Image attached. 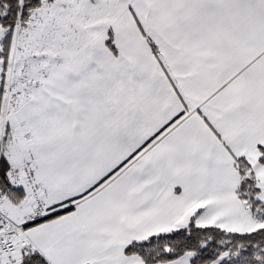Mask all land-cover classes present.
<instances>
[{"label": "snow or ice", "instance_id": "snow-or-ice-1", "mask_svg": "<svg viewBox=\"0 0 264 264\" xmlns=\"http://www.w3.org/2000/svg\"><path fill=\"white\" fill-rule=\"evenodd\" d=\"M0 264H264V0H0Z\"/></svg>", "mask_w": 264, "mask_h": 264}]
</instances>
